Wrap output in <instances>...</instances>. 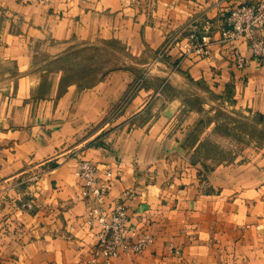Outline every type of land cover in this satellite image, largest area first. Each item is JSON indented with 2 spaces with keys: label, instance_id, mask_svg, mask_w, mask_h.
<instances>
[{
  "label": "crops",
  "instance_id": "1",
  "mask_svg": "<svg viewBox=\"0 0 264 264\" xmlns=\"http://www.w3.org/2000/svg\"><path fill=\"white\" fill-rule=\"evenodd\" d=\"M244 1L0 0V264H90L119 202L127 241H152L93 264H264V60L221 32ZM207 21L209 52H186ZM115 40L128 60L106 74L40 82ZM232 103L263 142L235 164L212 150Z\"/></svg>",
  "mask_w": 264,
  "mask_h": 264
},
{
  "label": "built area",
  "instance_id": "2",
  "mask_svg": "<svg viewBox=\"0 0 264 264\" xmlns=\"http://www.w3.org/2000/svg\"><path fill=\"white\" fill-rule=\"evenodd\" d=\"M207 21L205 27L191 31L187 42L184 44L186 52H196L205 54L209 52V29L211 24ZM222 40L237 48V41L244 40L254 53L264 60V0H252L240 2L233 5L225 15L224 23L221 27ZM78 174L84 179V196L95 194L100 200L104 198L106 186H98L97 166L90 160H81L77 169ZM128 211L126 206L119 202L113 210L112 221H101L105 230L101 234L100 245L92 252L89 263L97 261L99 254L111 257L117 254L120 247L127 252L140 250L145 247L152 237L144 235L135 243H129L127 236Z\"/></svg>",
  "mask_w": 264,
  "mask_h": 264
},
{
  "label": "rangeland",
  "instance_id": "3",
  "mask_svg": "<svg viewBox=\"0 0 264 264\" xmlns=\"http://www.w3.org/2000/svg\"><path fill=\"white\" fill-rule=\"evenodd\" d=\"M105 44L100 46L102 49L100 52L95 50L96 46L88 44L89 50L87 52L85 50L80 51L82 46H72L68 53L67 51L65 53L67 54V58L64 57V52L57 53L54 64L50 65L49 68L48 64L44 67L46 74L45 77L43 75L39 76L40 82L45 80L53 81L54 77L55 79L64 80V77L69 76L72 81H78L76 85H84L83 83H79L80 76L86 77L88 82H91L99 76L106 74L112 68L127 62L128 52L122 42L115 40ZM66 59L68 66H65ZM101 61L103 65H101ZM98 63L99 65H97ZM51 73L55 74V76H52ZM34 86H36V83H34ZM60 86L62 87V85ZM226 109V116L216 117V143L215 148L212 150L215 152L214 154L217 159H225L235 164L240 161L241 156L250 157L263 142L258 140L256 132L251 131V126L247 127L252 121L242 112L238 111L234 103L231 105L226 104ZM252 126L254 127V124Z\"/></svg>",
  "mask_w": 264,
  "mask_h": 264
}]
</instances>
